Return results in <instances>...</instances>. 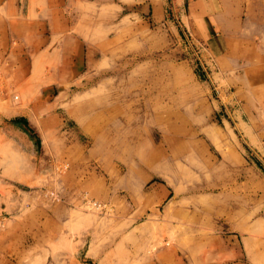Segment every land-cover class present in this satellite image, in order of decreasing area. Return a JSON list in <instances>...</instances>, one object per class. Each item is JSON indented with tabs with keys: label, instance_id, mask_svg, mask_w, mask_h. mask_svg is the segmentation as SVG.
<instances>
[{
	"label": "rangeland",
	"instance_id": "obj_1",
	"mask_svg": "<svg viewBox=\"0 0 264 264\" xmlns=\"http://www.w3.org/2000/svg\"><path fill=\"white\" fill-rule=\"evenodd\" d=\"M193 1L80 10L96 56L65 79L56 50L25 58L20 84L0 58V264H93L110 246L101 264H143L165 241L180 264H264V0H206L243 45L258 43L226 65ZM153 182L169 190L155 222L123 217L110 195Z\"/></svg>",
	"mask_w": 264,
	"mask_h": 264
},
{
	"label": "crops",
	"instance_id": "obj_2",
	"mask_svg": "<svg viewBox=\"0 0 264 264\" xmlns=\"http://www.w3.org/2000/svg\"><path fill=\"white\" fill-rule=\"evenodd\" d=\"M130 1L134 0H127V2ZM95 2L99 3V0H0V58L6 60L4 77L14 84H20L22 79L32 74L33 69V62L29 60V64H27L25 58L53 54L55 50L63 58L61 67L57 68L61 77L65 79L67 74L77 75L84 72L85 65L91 61V57L96 56V53L93 49L87 48L88 44H85V37L78 30V20L82 16L81 11L88 7L93 8ZM193 4H205L207 14H212L216 25L209 28L210 45L219 53L217 55H220L222 62L226 60V55H239L241 57L239 51L243 53L245 60L250 61L253 58L251 54H255V52L248 51V49L249 47L257 49L258 43L245 40L246 45H243L242 37H234L227 28L225 29L224 24L218 22L222 18L221 14L216 16L214 7L210 6L206 0H194ZM129 7L130 5H127L125 8L128 9ZM154 8L157 9V6ZM261 17L259 47L264 48V1ZM242 45L244 49H242ZM226 64L224 61V65ZM1 65L3 64H0V67ZM248 70L249 68H246V72ZM14 99L17 100L18 96L15 95ZM135 194L136 198L134 194L131 198L118 193L110 196L111 199L121 201L124 204L127 211L122 213L123 217L144 216L140 224L146 227L150 222H155L152 217L157 216L155 211L150 210L151 204L166 200L169 190L164 184L153 182L146 190L142 188ZM135 199L138 203L134 206ZM69 201L70 197L68 196L65 201L67 205H69ZM66 204L65 208L68 207ZM69 210L70 208L68 211L64 210L63 221L69 219ZM157 222L159 223V221ZM144 240L145 238H143ZM114 249V246L103 247L98 256L90 261L93 264H101L104 262L106 253L109 250L113 253ZM128 258L131 257L117 260L111 254L109 262L111 264H115V262L124 264L125 259ZM144 259L146 261L143 264H180L182 256L175 246L165 241L163 245L154 250L151 256ZM235 264L243 263L236 262Z\"/></svg>",
	"mask_w": 264,
	"mask_h": 264
},
{
	"label": "built area",
	"instance_id": "obj_3",
	"mask_svg": "<svg viewBox=\"0 0 264 264\" xmlns=\"http://www.w3.org/2000/svg\"><path fill=\"white\" fill-rule=\"evenodd\" d=\"M0 77H1V73H0ZM89 204H90L91 206L97 208V209L100 208V210H102V209H104V208L106 207L105 205H103V204H101V203H97V202H95V201H92V202L89 203Z\"/></svg>",
	"mask_w": 264,
	"mask_h": 264
}]
</instances>
